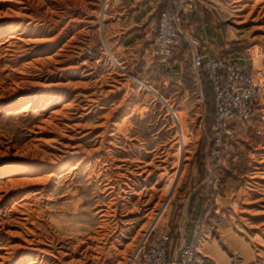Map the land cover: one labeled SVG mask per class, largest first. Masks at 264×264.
I'll return each mask as SVG.
<instances>
[{
	"label": "rangeland",
	"instance_id": "1",
	"mask_svg": "<svg viewBox=\"0 0 264 264\" xmlns=\"http://www.w3.org/2000/svg\"><path fill=\"white\" fill-rule=\"evenodd\" d=\"M141 2L0 0V188L9 169L25 180L0 202L10 264H131L150 224L203 264H264V120L214 155L213 90L189 48L176 64L129 56ZM190 22L264 86V0H200Z\"/></svg>",
	"mask_w": 264,
	"mask_h": 264
},
{
	"label": "built area",
	"instance_id": "2",
	"mask_svg": "<svg viewBox=\"0 0 264 264\" xmlns=\"http://www.w3.org/2000/svg\"><path fill=\"white\" fill-rule=\"evenodd\" d=\"M200 0H181L178 9L164 10L153 38L154 58L170 63L175 50L189 48L190 62L200 76L205 74L212 86L215 117L209 139L214 155L241 134L250 130L261 134L257 123L264 120V86L236 61L213 54L209 42L195 34L190 19ZM150 224L142 233L131 257V264H198V247L170 231ZM182 233V232H181ZM184 234V233H183Z\"/></svg>",
	"mask_w": 264,
	"mask_h": 264
},
{
	"label": "crops",
	"instance_id": "3",
	"mask_svg": "<svg viewBox=\"0 0 264 264\" xmlns=\"http://www.w3.org/2000/svg\"><path fill=\"white\" fill-rule=\"evenodd\" d=\"M180 2L181 0H143L141 4L136 6L133 13V19H135L136 23L127 37L136 38L135 40L131 38L127 43L131 44L128 48L129 56L135 55L137 60L142 59L148 64L147 66H152L156 63L153 56L152 42L157 34V22L160 16L159 13L157 14V10L160 6H162V12L167 8L177 9ZM183 48L185 47L174 51L172 59L175 62L174 64L178 62L180 52ZM183 233L185 234L186 232ZM187 240L189 239L186 237ZM198 264L203 263L199 261Z\"/></svg>",
	"mask_w": 264,
	"mask_h": 264
},
{
	"label": "bare ground",
	"instance_id": "4",
	"mask_svg": "<svg viewBox=\"0 0 264 264\" xmlns=\"http://www.w3.org/2000/svg\"><path fill=\"white\" fill-rule=\"evenodd\" d=\"M11 36V35H10ZM30 106H33V103H28L27 105H26V107H27V109L30 107ZM26 109V110H27ZM181 149V148H180ZM179 157V156H178ZM2 172H3V170H2ZM15 173V171H13V170H11V169H9V170H7L6 172H4V174H7V176H8V178L6 179V181L4 182V184H3V186L0 188V190H2V191H0V202H5V200L7 199V197H8V193H10V191H11V188H14V186L17 184V183H22V182H25V180L23 179V178H20V177H17L16 175H12V174H14ZM151 173V172H150ZM140 174V173H139ZM26 179V178H25ZM173 179H174V177H173ZM171 182L172 183H170V184H168V188H166V189H168V190H170V189H172V184H173V181L171 180ZM113 188V187H112ZM106 189L108 190V189H111V186H110V184L107 182V184H106ZM2 192V193H1ZM36 194H40V192L39 191H37L36 192ZM16 199V198H15ZM24 200H26V199H23L22 198V200L20 201V202H23V203H21L22 205H21V207H25V209H26V212H24L23 213V215H25L26 217L24 218V220H25V222H26V224H30V225H34V223H33V220H34V218H35V215H36V213H37V211H36V209H34V207H29L28 208V206H31V205H29V203H27L28 201H24ZM15 202V201H14ZM15 203H17V202H15ZM18 204V203H17ZM4 206V205H3ZM19 207H20V205H19ZM6 210V208H2V207H0V213L1 212H4ZM106 212H108L107 210H106ZM10 213V212H9ZM12 213V212H11ZM103 216V215H102ZM4 223H6V222H4ZM3 225V224H2ZM0 231H1V228H0ZM37 231V230H36ZM35 230H32V231H30V233L32 234V236L34 237V239H32V241H30L29 242V244H31V245H34L35 246V248H30V250H32V251H38V253L40 252V253H48V252H46L45 250H42L41 248H40V246H42L43 245V243L39 240V233L38 232H36ZM30 234V235H31ZM2 237H3V235L1 234V232H0V241H4V239H2ZM29 241V240H28ZM26 243H27V240H26ZM24 248H26V250H27V247L25 246ZM75 250V249H74ZM53 252V251H52ZM54 253H55V257H57L58 258V254H62L60 251H54ZM50 254V253H49ZM52 254V253H51ZM50 256H53V254L52 255H50ZM14 257L11 255V253H9V252H7V255H3V256H0V259H1V261H0V264H7V263H12V260H14L13 259ZM38 262V261H37ZM36 261H34L33 262V264H35V263H37ZM32 264V263H31ZM43 264V263H42ZM46 264V263H45Z\"/></svg>",
	"mask_w": 264,
	"mask_h": 264
}]
</instances>
